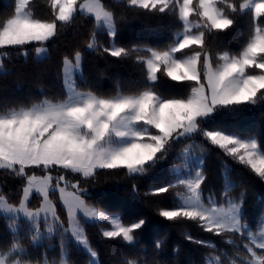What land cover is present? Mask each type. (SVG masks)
Here are the masks:
<instances>
[{"label": "snow or ice", "instance_id": "1", "mask_svg": "<svg viewBox=\"0 0 264 264\" xmlns=\"http://www.w3.org/2000/svg\"><path fill=\"white\" fill-rule=\"evenodd\" d=\"M49 3L53 18L41 19L29 10L30 0H14L13 13L0 21V49H19L26 57L25 46L37 45L36 58L48 59L46 43L59 35L61 26H71L79 14L94 20L86 48L111 57L132 58L143 66V79L127 88L118 83L112 93L98 92L86 84L81 87L76 74L83 81V54L76 50L71 58H62L63 95L48 96L41 90L42 98L0 108V170L24 180L18 203L10 202L0 190V215L12 234L7 248H0V264H70L73 243L87 252L90 264H99L85 221L107 222L110 228L101 230L103 237L120 238L135 249L121 251L119 264H160L149 259L147 246L139 240L146 218L126 222L121 213L94 205L82 181H95L101 170H124L130 179L147 177L162 167L173 146L183 141L190 143L174 158L179 167L174 163L168 169L172 179L145 192L153 196L174 192L175 202L158 209V215L168 221H194L216 236L239 234L243 238L246 256L236 251L238 259H226V252L220 250L211 262L205 254L206 264H264V218H258L255 230L249 225L243 210L245 193L239 198L230 195L236 185L229 178L227 165L219 200L215 193L203 197L207 148L195 141L202 136L264 180V145L257 137L224 126L205 127L218 115L235 117L264 103V0H126L135 8L175 16L176 30L163 46L116 43L117 18L102 0ZM237 13L251 15L245 42L236 52L225 49L214 53L209 38L230 30ZM100 33L110 38L107 45L98 40ZM8 57L7 51L0 52V73L7 74L4 60ZM165 77L182 88L162 91L158 82ZM132 187L136 194L137 186ZM57 192L66 210V223L52 196ZM34 194L40 199L36 208L29 206ZM24 229L33 247L59 237V260H50L46 254L33 259L20 237ZM186 239L215 247L190 234ZM226 243L236 245L234 239ZM163 244L157 239L155 250L159 252Z\"/></svg>", "mask_w": 264, "mask_h": 264}, {"label": "trees", "instance_id": "2", "mask_svg": "<svg viewBox=\"0 0 264 264\" xmlns=\"http://www.w3.org/2000/svg\"><path fill=\"white\" fill-rule=\"evenodd\" d=\"M107 8L112 10L117 18L118 37L116 43L122 46L133 44H147L163 46L172 39L176 30L177 20L174 15L168 13L149 12L147 10L129 6L126 0H102ZM240 2V0H236ZM29 10L41 19H52V9L49 0H30ZM14 11V0H0V21L7 18ZM236 17L234 26L226 32L213 33L209 38V44L215 53L225 49L236 52L245 42L247 34L251 30L250 13L233 14ZM195 19V17H193ZM94 27L91 17L77 14L71 26H61L59 35L46 43L49 49V58L38 60L34 48L37 45H27L28 54L25 57L21 50L10 48L0 49L7 51L9 57L4 60L7 74L0 73V108L17 106L20 103H30L32 100L48 96L63 95L62 85V58L67 55L70 58L76 50L83 54L82 70L83 81L77 82L84 87L85 84L101 93L114 92L117 84L127 88L135 85L143 79V66L132 58H116L108 54H98L86 48V42ZM106 33H100L98 40L105 45L109 43ZM158 87L165 92L177 91L182 85L169 79L162 78ZM224 126L229 130H236L243 135H254L264 145V103L258 104L252 110H244L235 117H222L218 115L214 121L205 124V127ZM197 144L203 143L207 151L204 153L205 162L203 171L206 176L202 184L203 197L209 193H215L219 200L224 187L225 165L230 169L229 178L236 185L230 193L239 198L245 193L244 214L250 226L255 230L258 218H264V180L254 174L249 168L239 164L231 157L226 156L219 148L208 144L202 136L195 137ZM190 141H183L173 146L169 157L162 162L147 177L129 178L124 170H101L95 181L83 182L91 193L90 202L110 213L119 212L126 222L144 217L146 226L139 231L140 243L148 248L149 259H156L160 264H206L211 262L212 256L218 251L226 252V259L238 257L239 251L247 255L242 247L243 238L239 234H224L216 236L205 232L194 221L180 220L168 221L158 215V209L169 207L175 202L174 192L159 196L145 195L152 186H159L172 179V173L168 171L171 166L179 162L175 161L176 154ZM37 174L39 170H35ZM137 186V193H133V185ZM24 180L0 170V190L7 195L10 202L18 203L22 195ZM57 204L58 214L61 219H67L66 210L63 209L59 194H52ZM34 198H37V203ZM30 207L39 206V198L34 196ZM110 228L107 222H86V235L91 246L98 253L99 264H119L121 251L130 253L135 249L126 245L120 238L108 239L102 236V229ZM186 234L198 240L211 242L214 248H209L186 239ZM24 247L33 259H42L45 254L48 259L59 260V237L46 240L40 246L33 247L27 233H20ZM157 239L164 241L163 247L157 252L154 242ZM228 239H234L236 245L226 243ZM10 233L6 219L0 215V248H7L11 243ZM178 251H175L177 250ZM71 253L70 264H90L91 258L80 246L73 243L69 248ZM258 253L261 250H257Z\"/></svg>", "mask_w": 264, "mask_h": 264}, {"label": "rangeland", "instance_id": "3", "mask_svg": "<svg viewBox=\"0 0 264 264\" xmlns=\"http://www.w3.org/2000/svg\"><path fill=\"white\" fill-rule=\"evenodd\" d=\"M76 75H79V73H77ZM178 167H179V164H178ZM59 194V193H58ZM34 196H36L35 194H34ZM38 197V196H37ZM39 198V197H38ZM35 200H36V203H37V198H34ZM32 200H33V198L30 200V203L32 202ZM39 200V203H40V199H38ZM30 206V205H29ZM39 207V206H38ZM33 208H36V207H33ZM87 222V221H86ZM42 228H43V225H42ZM26 230V229H25ZM81 247V246H80ZM82 248V247H81Z\"/></svg>", "mask_w": 264, "mask_h": 264}]
</instances>
